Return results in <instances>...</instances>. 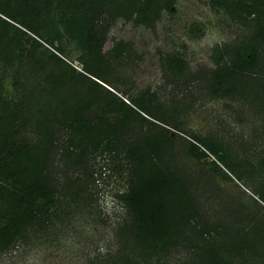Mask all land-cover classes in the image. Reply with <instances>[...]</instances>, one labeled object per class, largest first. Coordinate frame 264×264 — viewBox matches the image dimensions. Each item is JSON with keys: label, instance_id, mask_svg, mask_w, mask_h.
I'll return each instance as SVG.
<instances>
[{"label": "trees", "instance_id": "1", "mask_svg": "<svg viewBox=\"0 0 264 264\" xmlns=\"http://www.w3.org/2000/svg\"><path fill=\"white\" fill-rule=\"evenodd\" d=\"M175 4L0 0V254L92 214L97 184L110 172L127 182L114 193L123 216L115 248L95 264H264V210L241 215L229 197L213 215L206 195L218 178L235 177L252 181L264 203V154L241 158L193 132L185 145L169 128L181 131L176 108L157 91L116 84L131 44L110 37L113 25L124 19L155 31ZM208 4L241 34L213 47L214 65L199 72L203 87L264 117V0ZM164 59L175 79L185 72L181 56ZM182 154L203 171L190 173ZM210 154L216 160L207 163Z\"/></svg>", "mask_w": 264, "mask_h": 264}, {"label": "rangeland", "instance_id": "2", "mask_svg": "<svg viewBox=\"0 0 264 264\" xmlns=\"http://www.w3.org/2000/svg\"><path fill=\"white\" fill-rule=\"evenodd\" d=\"M238 34L240 29L211 10L208 0H176L173 13L165 11L155 31L119 19L110 37L130 42L131 51L120 69L123 77L119 76L121 79L116 84L120 88L135 87L133 94L148 87L157 91L166 107L176 108L181 131L169 128L173 135L178 133L183 138L185 145L189 133L211 135L234 155L256 161L264 154L263 115L238 98L211 97L199 73L214 65L210 57L213 47L232 41ZM168 53L185 60V72L176 79L164 64ZM69 59L82 70L76 54ZM107 87L127 99L118 89ZM212 160L216 158L210 154L204 161ZM180 163L190 173L203 171L200 162L185 154ZM204 171H208L207 167ZM109 173L97 184L92 214H78L65 226H58L46 239L21 244L0 254V264H95L102 259L116 246L115 227L123 216L114 193L127 187L123 175L108 176ZM233 179L225 182L218 178L216 186L207 192V202L212 204L210 212L218 215L217 211H225L224 201L232 197L233 211L236 209L245 216L261 214L264 203L252 192L253 182L248 185Z\"/></svg>", "mask_w": 264, "mask_h": 264}, {"label": "water", "instance_id": "3", "mask_svg": "<svg viewBox=\"0 0 264 264\" xmlns=\"http://www.w3.org/2000/svg\"><path fill=\"white\" fill-rule=\"evenodd\" d=\"M174 9V6H172V10Z\"/></svg>", "mask_w": 264, "mask_h": 264}]
</instances>
